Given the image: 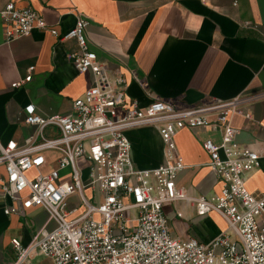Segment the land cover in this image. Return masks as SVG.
<instances>
[{"label": "built area", "instance_id": "built-area-1", "mask_svg": "<svg viewBox=\"0 0 264 264\" xmlns=\"http://www.w3.org/2000/svg\"><path fill=\"white\" fill-rule=\"evenodd\" d=\"M0 16L8 43L35 30L60 41L76 40L78 47L68 58L80 73L94 75L93 85L73 102L70 113L44 117L32 104L26 123L36 126L37 134L23 145L15 140L0 143L4 213L25 216L37 208L49 214L29 243L12 239L13 264H35L40 256L51 264H264V194L251 193L245 178L260 167L261 156L237 142L239 130L231 122L260 94L244 93L202 106L156 97L142 107L138 100L127 102V80L111 78L91 48L86 17H78L72 29L60 33L36 10L13 1ZM31 78L12 86L19 88ZM213 113L217 117L210 120ZM143 126L156 127L167 151L175 154L180 130H222L220 144L203 141L211 170L222 183L221 194L191 197L179 188L177 177L186 167L181 157L174 164L135 168L127 132ZM49 128L59 136L47 138ZM46 151H56L59 158L56 167L42 173ZM32 170L35 175L29 174ZM177 201L195 204L201 216L217 211L228 229L208 243L173 235L164 206ZM50 222H55L51 229Z\"/></svg>", "mask_w": 264, "mask_h": 264}, {"label": "crops", "instance_id": "crops-1", "mask_svg": "<svg viewBox=\"0 0 264 264\" xmlns=\"http://www.w3.org/2000/svg\"><path fill=\"white\" fill-rule=\"evenodd\" d=\"M10 1L36 10L60 33L72 29L78 17H86L91 48L108 75L127 80V102L138 100L146 107L159 97L202 106L244 93L260 94L231 122L239 130L237 142L261 156L260 167L245 177L246 187L255 195L264 194V0H0V11ZM77 47L74 39L60 41L42 30L8 43L0 16L1 144L15 140L23 145L37 134V127L26 123L30 105L44 117L68 114L93 85V73H80L68 58ZM30 74L29 82L12 86ZM216 117L213 113L209 119ZM45 135L56 138L59 132L49 128ZM127 135L135 168L174 164L181 157L186 167L178 174L179 188L191 197L221 194L222 183L211 170L203 141L220 144L222 130H180L176 154L167 151L156 127L130 129ZM45 156L44 167L50 171L59 153L46 151ZM4 175L0 165V179ZM164 211L173 235L180 238L208 243L228 229L220 213L201 216L193 203H167ZM46 214L34 208L25 216H8L0 200V264H13L12 239L29 243L48 221Z\"/></svg>", "mask_w": 264, "mask_h": 264}, {"label": "rangeland", "instance_id": "rangeland-1", "mask_svg": "<svg viewBox=\"0 0 264 264\" xmlns=\"http://www.w3.org/2000/svg\"><path fill=\"white\" fill-rule=\"evenodd\" d=\"M41 171H42V173H47L48 170L46 171L45 167H42ZM46 216L49 218L48 213L46 214ZM54 225H55V222H52L51 226H49V228L50 229L53 228ZM34 262H35V264H51L50 259L45 257V256H40V257L35 258Z\"/></svg>", "mask_w": 264, "mask_h": 264}]
</instances>
